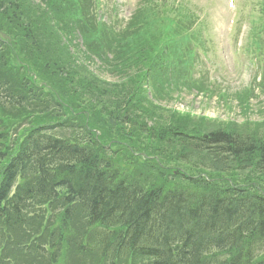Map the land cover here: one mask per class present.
I'll return each mask as SVG.
<instances>
[{
	"label": "rangeland",
	"instance_id": "rangeland-1",
	"mask_svg": "<svg viewBox=\"0 0 264 264\" xmlns=\"http://www.w3.org/2000/svg\"><path fill=\"white\" fill-rule=\"evenodd\" d=\"M19 1L27 13L25 19L29 16L28 20L38 23L41 36L49 31L53 39L73 37L71 44L77 49L73 54L69 49L70 64L110 83L119 81L125 67L123 74L144 73L146 66L152 73L151 81L144 84L143 100L136 103L137 93L136 101H130L132 118L126 122L112 116L114 103L111 108L93 102L87 104L88 109L81 108L62 95L65 77L57 64L38 58L44 51H31V41L12 14L15 9L0 0L7 8L0 7V81L8 79L21 86L31 78L29 86L43 92L42 98L48 101L45 108L0 110V131L4 132L0 170L6 161L1 154L13 153L26 132L36 122H44L58 125L50 131L69 140L93 137L97 149L127 176L167 180L172 188L189 186L182 174L218 184L259 182L264 188L254 164L245 159L225 164L208 151L172 143L174 132L202 136L219 128L264 140V0ZM106 17L120 18L114 20L119 22L117 27L125 26L121 33H128L123 43L144 27L140 39L143 36L153 53L145 60L146 66L142 62L138 67L140 60L125 56L123 50L121 62L115 57L119 50L109 59L84 52L83 29L86 40L101 36L95 26L103 18L106 24ZM131 22L135 25L130 28ZM154 53L161 60L151 62ZM63 214L57 204L35 205L28 214L30 224L6 232L0 240V264H105L94 252L76 248L78 239L88 243L93 239L85 219L75 216L65 224ZM57 234L64 239L57 240L60 245L52 263L51 243ZM36 246L41 251L37 256L25 248L35 250ZM122 264H142V260L128 258Z\"/></svg>",
	"mask_w": 264,
	"mask_h": 264
},
{
	"label": "trees",
	"instance_id": "trees-1",
	"mask_svg": "<svg viewBox=\"0 0 264 264\" xmlns=\"http://www.w3.org/2000/svg\"><path fill=\"white\" fill-rule=\"evenodd\" d=\"M3 1L15 9L12 14L22 25L19 27L26 40L31 41V51H44L38 58L57 64V70L65 77L61 90L64 97L86 109L91 102L110 108L114 103L112 116L125 122L132 118L130 101H136L137 93L136 103L143 100L142 84L148 79L147 71L123 74L125 67L118 82L104 81L93 72L70 64L71 53L77 49L71 44L72 36V40L64 35L53 39L49 31L41 36L38 23L28 20L32 19L29 16L25 19L27 13L22 11L21 1ZM5 4L0 3V7L7 11ZM129 25L131 28L135 23ZM143 28L141 25V29L131 33L125 43L122 41L128 33L118 40L107 24L99 31L108 39L96 36L86 40L83 29V50L100 59L119 50L115 56L119 62L124 52L125 56L140 60L136 62L140 67L153 54L143 36L140 39ZM155 60L158 57L151 62ZM30 80L21 86H12L8 79L0 81L1 111L48 103L42 98L43 92L29 86ZM50 128L54 126L36 122L13 153L1 154L6 161L0 170V240L6 232L28 224V213L35 205L49 203L63 208L65 224L78 215L85 218L94 229L93 239L90 243L78 239L76 248L82 253L94 252L105 264H122L128 258L140 259L142 264H264V188L258 186V181H264L263 139L221 128L202 136L174 132L176 140L172 143L183 149L208 151L225 164L244 159L253 163L258 184H218L182 175L189 186L172 188L167 180L145 181L127 176L97 149L98 142L93 137L69 140L51 135L47 132ZM2 138L4 132L0 131ZM19 178L22 186L11 195ZM59 239L64 236L57 234L52 239L53 263ZM38 247L34 251L41 253Z\"/></svg>",
	"mask_w": 264,
	"mask_h": 264
}]
</instances>
